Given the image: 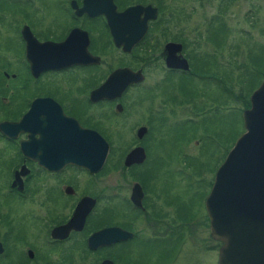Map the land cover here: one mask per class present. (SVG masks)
<instances>
[{"label": "flooded vegetation", "instance_id": "obj_1", "mask_svg": "<svg viewBox=\"0 0 264 264\" xmlns=\"http://www.w3.org/2000/svg\"><path fill=\"white\" fill-rule=\"evenodd\" d=\"M198 1L0 0V166L6 167L0 178V264H85L88 256L92 264H141L128 254L132 247L182 245L185 227L178 223L179 201L172 192L175 179L190 185L196 178H155L156 169L145 165L144 142L159 127L184 131L187 143L200 126L214 122L208 112L216 102L229 99V70L219 62L220 46L212 40L210 53L197 54V20L206 22V34L222 18L226 39V15L239 0H201L200 9ZM211 5L216 11L208 17ZM118 71L125 77L112 78ZM207 84L215 96L210 108L198 107L206 97L198 87ZM133 91L134 97L127 95ZM187 105L191 117L180 120L178 109ZM131 114L140 117L127 124ZM166 116L174 117L168 125ZM72 121L106 142L102 128L110 121L134 138L112 163L109 185L103 180L109 177V149L95 173L69 163ZM224 141L213 149L216 168L230 149ZM136 147L143 149L144 160L125 166L126 154ZM23 148L33 149L32 156ZM179 157L184 158L182 151ZM136 192L141 197L133 199ZM83 199L91 207L82 224H71ZM105 228L131 237L88 249L87 239Z\"/></svg>", "mask_w": 264, "mask_h": 264}, {"label": "rangeland", "instance_id": "obj_2", "mask_svg": "<svg viewBox=\"0 0 264 264\" xmlns=\"http://www.w3.org/2000/svg\"><path fill=\"white\" fill-rule=\"evenodd\" d=\"M198 4L199 9L200 5H204L201 0L198 1ZM228 10L226 24L229 32L226 39L223 34V28L226 26L222 18L218 17L220 21L211 25L210 32L207 30L211 36L210 41L207 40L208 35L204 31L206 22L202 20V17L197 20L200 45L198 50L200 53L197 54H201L203 51L210 53V47H214L212 40L220 46V50H218L220 52L219 62L222 65L225 64L229 70L230 82L227 86L229 99L225 103L223 100L219 103L216 102L214 110L208 112V115L215 119L214 122H208L204 127L200 126L198 133L192 137L187 135V143L183 141L184 131L181 134L180 130L174 132L170 129L160 130L159 127L156 130H150L149 138L144 142L150 159L146 161L145 165H151L153 169H156L157 176L155 178L196 179L195 183L190 185L180 183L175 179V188L172 192V194L177 193L179 201L176 211L180 217L178 223L182 228L185 227L182 245L177 247L167 245L151 248L132 247L134 250L128 254H131L141 264H216L217 250L220 244L209 236L207 217L202 201L217 169L218 162L212 158L213 149L215 144H221L223 139L227 144L225 148L227 149L229 145L231 149L236 139L243 133L241 114L249 107V95L264 79V0H239L232 3ZM206 11L209 17L215 13L216 8L211 5L206 8ZM195 25L196 22H193L192 26ZM207 85L205 88L198 87L206 96L205 99L200 100L201 104H198V107L202 105L205 108H210L211 99L215 96L214 88L210 84ZM188 88L190 91L196 89L195 86H188ZM135 94L136 91H133L128 92L127 95L134 97ZM246 99L248 101L247 108L244 107ZM143 104L142 101L141 107ZM191 107V105H187L186 108L178 109L181 112L180 120L191 117ZM139 117L140 115L137 114L129 115L127 124L136 122ZM166 117H168L166 119L168 125L171 123L169 120H173L174 117ZM195 117H198V120L201 118L199 115ZM156 126H158L157 123H155ZM202 129L205 131V137L210 139L214 147L206 145L207 139L201 140L204 137L201 133ZM102 130L109 143L107 164L105 165V173L109 177L105 176L103 180L104 184L109 185L110 176H112L109 170L112 163L134 138L129 134H120L111 121L105 123ZM178 137L180 138L178 139ZM179 151L184 153V158L179 157ZM222 153L223 151L220 150L221 156ZM5 168L0 166V178H5ZM160 170L165 174L163 175ZM106 194V196H110L109 191ZM105 204L103 201L102 205ZM171 216L175 217V214L173 213ZM171 216L167 218V222ZM93 260V257L88 256L85 264H92Z\"/></svg>", "mask_w": 264, "mask_h": 264}, {"label": "water", "instance_id": "obj_3", "mask_svg": "<svg viewBox=\"0 0 264 264\" xmlns=\"http://www.w3.org/2000/svg\"><path fill=\"white\" fill-rule=\"evenodd\" d=\"M121 73L125 77L123 71H118L112 78ZM248 101L249 107L241 114L243 133L216 169L204 200L209 236L220 244L216 264H264V79ZM143 131L139 129L138 138ZM66 145L69 163L90 173L100 170L108 152V144L101 136L79 128L74 121ZM23 151L32 156L33 149ZM143 160V149L136 147L126 154L123 164H140ZM140 197L141 193L136 192L133 199ZM91 203L83 199L78 204L71 224H82ZM130 237L119 229L105 228L87 239V247L94 250ZM99 264L111 262L104 260Z\"/></svg>", "mask_w": 264, "mask_h": 264}, {"label": "trees", "instance_id": "obj_4", "mask_svg": "<svg viewBox=\"0 0 264 264\" xmlns=\"http://www.w3.org/2000/svg\"><path fill=\"white\" fill-rule=\"evenodd\" d=\"M232 98H233V96H232ZM235 99H236V97H235ZM247 106H248V101L246 99L245 104H244V107L247 108Z\"/></svg>", "mask_w": 264, "mask_h": 264}]
</instances>
